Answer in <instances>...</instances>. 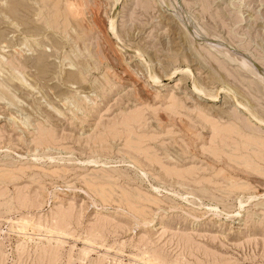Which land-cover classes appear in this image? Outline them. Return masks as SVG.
Here are the masks:
<instances>
[{
	"label": "rangeland",
	"instance_id": "rangeland-1",
	"mask_svg": "<svg viewBox=\"0 0 264 264\" xmlns=\"http://www.w3.org/2000/svg\"><path fill=\"white\" fill-rule=\"evenodd\" d=\"M0 264H264V0H0Z\"/></svg>",
	"mask_w": 264,
	"mask_h": 264
},
{
	"label": "bare ground",
	"instance_id": "bare-ground-1",
	"mask_svg": "<svg viewBox=\"0 0 264 264\" xmlns=\"http://www.w3.org/2000/svg\"><path fill=\"white\" fill-rule=\"evenodd\" d=\"M112 26H113V25H112ZM112 28H113V27H112ZM112 32H113V31H112ZM204 95H205L204 92H203L202 90H199V89H198V96H199V97H203ZM205 96H206V95H205ZM212 101H213V102H217L218 99H217V98H214ZM241 107H242V105H241ZM242 108H244L246 111H248L246 107L243 106ZM250 116H251V115H250ZM176 174H177V173H176Z\"/></svg>",
	"mask_w": 264,
	"mask_h": 264
}]
</instances>
